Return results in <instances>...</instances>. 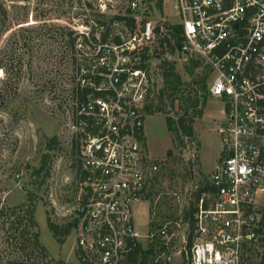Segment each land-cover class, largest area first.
Segmentation results:
<instances>
[{
    "label": "built area",
    "instance_id": "obj_1",
    "mask_svg": "<svg viewBox=\"0 0 264 264\" xmlns=\"http://www.w3.org/2000/svg\"><path fill=\"white\" fill-rule=\"evenodd\" d=\"M79 1L114 30L94 42L81 31L88 47L67 49L72 70L50 80L74 178L51 206L75 237L62 264H264V0ZM165 61L193 88L203 76L221 107L218 161L176 249L139 232L133 212L166 158L150 156L144 132Z\"/></svg>",
    "mask_w": 264,
    "mask_h": 264
},
{
    "label": "rangeland",
    "instance_id": "obj_2",
    "mask_svg": "<svg viewBox=\"0 0 264 264\" xmlns=\"http://www.w3.org/2000/svg\"><path fill=\"white\" fill-rule=\"evenodd\" d=\"M0 5L6 13L0 10V56L5 59L6 70L0 69V95L4 101L0 104V186L5 187L1 194L5 204L15 205L26 199L23 185H26L27 174L23 167L18 175H12L13 165L28 163L37 166L47 139L56 136L59 140L58 147L50 152L53 158L51 175L44 186L35 189L38 198L34 218L46 257L37 252L23 254L12 248L3 231L7 222L3 227L0 225V255L4 260L21 255L23 264L73 262L75 237L72 231L60 245L46 222L47 216L54 222L52 201L62 205L67 200L69 182L74 180L63 122L51 112L54 98L50 80L63 77L65 73L69 75L72 70L71 60L60 57L65 49L60 37L62 27L76 33L88 28L89 38L93 41L90 23L97 13L94 7L90 8L79 0H0ZM167 9L175 18L171 7ZM109 15L105 16L106 20ZM109 28L114 30L112 26ZM101 31H95L96 40L101 39ZM76 41H83L88 47L86 37L85 41L82 37ZM161 85L160 80L155 85L154 103L159 100ZM191 92L199 95V86L192 88ZM220 108L218 99L208 97L202 117L195 119L193 141L175 149L173 159L166 154L172 147V138L167 130L165 111L154 110L146 115L147 150L156 160L166 158L159 165L158 177L150 188L149 197L134 204V223L139 232H157L169 238L175 249L183 243L181 236L187 232V212L192 205L190 197L208 179L220 154L217 117ZM166 111L173 114L168 107ZM56 222L60 223L59 220Z\"/></svg>",
    "mask_w": 264,
    "mask_h": 264
},
{
    "label": "trees",
    "instance_id": "obj_3",
    "mask_svg": "<svg viewBox=\"0 0 264 264\" xmlns=\"http://www.w3.org/2000/svg\"><path fill=\"white\" fill-rule=\"evenodd\" d=\"M161 0H159V3ZM88 7H91L87 3ZM0 10L5 13V9L0 5ZM114 17L106 20L105 16L96 14L94 18L91 19L90 29L92 38L95 39L94 33L97 29L102 27L101 31V41H106L109 37V26L113 22ZM132 21L130 17L125 18V22L129 24ZM89 22V19H88ZM60 32V37L62 42V47H65L61 51V58H65L68 54L67 49L71 51L73 47H76L77 39L81 37V33H76L68 27H62ZM2 33V28L0 27V36ZM115 41H118L115 38ZM1 54V53H0ZM0 69L4 72L5 70V59L0 56ZM191 69H189V72ZM162 86L158 91L159 100L154 103L150 101L146 105L148 114L153 113L154 110L158 112L165 111V122L167 130L171 134L172 147L167 150V155L171 159L175 157V149H181L189 141L194 139V122L196 118L202 117L203 109L205 103L208 99V93L206 91V86L204 84V77L198 78L199 95H194L191 92L192 86H189V82L184 81L182 75L176 71L175 66L172 62L165 61L164 66L161 71ZM189 86V87H188ZM1 94V88H0ZM166 99V102L163 101ZM2 97L0 95V104H3ZM173 111V114H167L166 108ZM59 140L56 136L47 139L44 145V149L39 158L37 166L30 165L28 163L21 165H13L11 172L12 175H18L21 169L24 167L27 174L26 185H23V189L26 191L25 201L15 204L7 205L1 199V194L5 190V187L0 186V225L3 227L4 222H7V226L3 230L10 240V245L12 248L21 251L23 254L27 253H40L42 257H46L45 248L39 240V231L37 230V223L34 218V212L36 209L37 194L35 189L44 186L51 175V168L53 163L51 150L58 147ZM1 164V163H0ZM170 174V172H169ZM31 187V188H30ZM208 188V183L205 182L202 186L198 187L195 191L194 197L199 198L200 192ZM193 205V203H191ZM187 212L188 216L191 215L193 206ZM46 222L52 235L58 242L62 245L67 236L71 233L72 223H55L48 216L46 217ZM160 235L156 237V243L160 242ZM190 241V240H189ZM190 244V242H189ZM30 249V251H28ZM152 252V247L150 249ZM29 255V254H28ZM4 262V263H2ZM24 260L22 256H17L11 259L4 260L0 255V264H23ZM31 264H39L38 262H32ZM43 264H51V261H45ZM55 264H61L57 262Z\"/></svg>",
    "mask_w": 264,
    "mask_h": 264
}]
</instances>
